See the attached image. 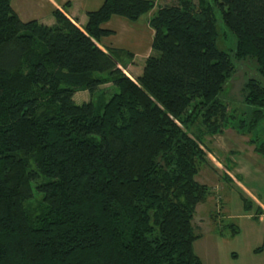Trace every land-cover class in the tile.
Wrapping results in <instances>:
<instances>
[{"label":"trees","instance_id":"obj_1","mask_svg":"<svg viewBox=\"0 0 264 264\" xmlns=\"http://www.w3.org/2000/svg\"><path fill=\"white\" fill-rule=\"evenodd\" d=\"M151 12L152 55L133 79L134 55L100 47L113 34L103 26ZM219 12L231 54L218 47ZM53 17L23 21L0 0V264H203V139L229 123L233 60L258 73L238 129L264 122V0H105L82 28ZM80 92L91 100L78 105ZM252 145L264 156V140Z\"/></svg>","mask_w":264,"mask_h":264},{"label":"rangeland","instance_id":"obj_2","mask_svg":"<svg viewBox=\"0 0 264 264\" xmlns=\"http://www.w3.org/2000/svg\"><path fill=\"white\" fill-rule=\"evenodd\" d=\"M20 1L23 2L22 12ZM12 7L20 15L28 12L37 17L31 20L52 23L50 26L55 23L48 11L40 18L41 10L34 6V0H12ZM217 15L221 35L218 47L231 54L235 38L221 21L220 12ZM147 19L148 15L141 17L138 24L142 25ZM121 20L131 24L127 19ZM233 62L235 72L221 94L228 106L229 123L222 133L203 139L209 153L208 162L201 167L196 179L208 186L211 194L197 207L194 226L200 237L194 244V251L203 264H264V214L257 215L258 208L264 211V156L252 145V141L264 140V122L253 132L240 131L237 125L251 110L245 103V85L249 79L257 78L258 73L254 61ZM144 65L145 61L137 58L134 69H127V74L136 79L135 74ZM74 100L81 105L91 97L88 92H80ZM239 190L254 202L251 209L242 201Z\"/></svg>","mask_w":264,"mask_h":264},{"label":"crops","instance_id":"obj_3","mask_svg":"<svg viewBox=\"0 0 264 264\" xmlns=\"http://www.w3.org/2000/svg\"><path fill=\"white\" fill-rule=\"evenodd\" d=\"M150 1H155L163 6L171 3V0ZM104 2L105 0H34V6L40 8V18L43 17L42 14L46 11L51 13V16L53 17V12L60 10L65 13L74 23L82 28L87 24V14L100 9ZM27 7L28 6H26V8ZM19 9L21 12L22 10L24 11L22 1L19 2ZM16 12L23 21H30L31 19L37 18L31 13L27 12L21 13L25 18L23 19L22 15H20L18 11ZM153 14L154 12L148 14L147 21L143 22L142 25L138 24L140 20L136 22H130L131 24H129V22L121 20V17H113L103 26L104 29L112 31L113 34L103 38L100 41V47L104 51L109 48H116L131 53L134 55V58L128 64V70L131 68L134 69L137 58H142L145 61L150 55H152V45L155 31L149 25V20ZM50 22H52L51 18ZM42 24L50 26L52 23L47 24L42 22ZM143 69H141L139 73L135 74L136 78L142 74Z\"/></svg>","mask_w":264,"mask_h":264}]
</instances>
